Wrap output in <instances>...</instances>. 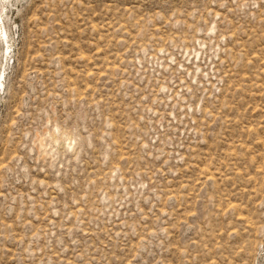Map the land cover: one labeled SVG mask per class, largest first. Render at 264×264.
<instances>
[{
  "label": "rangeland",
  "instance_id": "374dc122",
  "mask_svg": "<svg viewBox=\"0 0 264 264\" xmlns=\"http://www.w3.org/2000/svg\"><path fill=\"white\" fill-rule=\"evenodd\" d=\"M228 2L0 3V264H264V8ZM209 16L193 48L185 30ZM53 104L97 118L59 177L39 145L21 164L25 121Z\"/></svg>",
  "mask_w": 264,
  "mask_h": 264
},
{
  "label": "snow or ice",
  "instance_id": "6c2138e0",
  "mask_svg": "<svg viewBox=\"0 0 264 264\" xmlns=\"http://www.w3.org/2000/svg\"><path fill=\"white\" fill-rule=\"evenodd\" d=\"M5 7L8 5V0H0ZM234 7L231 9L235 11L237 9H247L251 8H264V2L256 3L252 0H243L241 3L240 0H229L228 3H221V9H228L229 5ZM194 27L186 29V36L193 38L191 41V46L193 48L200 45L201 41H210L217 33V25L219 24V16L211 18H203L199 24H195V21H191ZM0 42L3 43L5 49L4 58H3V68H0V95H5L6 88L9 87L8 77L9 73L7 72L8 61L10 57L8 52L11 51L9 46V37L5 33L3 18L0 17ZM188 46V45H185ZM215 51V48L213 49ZM161 56H164V51L161 49ZM147 56V53H145ZM165 59H168L165 57ZM199 59V57H197ZM176 61L172 59L170 61V66L175 65ZM196 71H199L197 69ZM195 83V81H190ZM175 88V84L172 85ZM161 91L167 93V88H162ZM181 94H184L181 91ZM194 94L193 89L189 88L187 92V97L191 98ZM179 100V96L176 97ZM187 108V104L185 103ZM198 110V105H196L193 100V108L188 109V111ZM151 112V109H148ZM33 118L31 120L25 121L26 131L24 133V143L25 150L22 153L21 164L23 165L29 159L28 148L29 145L32 147L33 155L31 159H36L35 149L39 145L43 150V166H38V171L40 173L48 172L51 169L50 175L53 177H59L63 175V169L65 167V162H69V172L71 171L70 162L74 158H79L82 156L85 150H91L94 147L93 140L95 138V130L97 129V118L95 116H90L88 113L84 112L83 109H68L67 107L61 108L56 104L49 106H44L41 108L40 113L37 115L33 113ZM167 115V114H166ZM172 119L171 116L168 117ZM163 121H161V125ZM152 144H156L157 141H150ZM47 145L48 148L45 149L44 146ZM145 148L147 145L144 146ZM79 150V153H78ZM57 166L61 171H57ZM31 168L25 169V174H31ZM41 179V186L43 187V177ZM147 178L145 177V180ZM135 183V181H133ZM145 190L147 191L148 185L145 183ZM55 187V186H54ZM123 194V193H121ZM0 196L8 197L9 192L6 187L3 186V182H0ZM21 222L25 219L24 217L19 218ZM27 219L31 220V217ZM15 222V221H13ZM34 223H39L35 221ZM55 235V234H54ZM31 236L32 239L28 240L27 238ZM36 233L31 226L25 225L24 236L21 239V243L29 242L31 244L36 243ZM47 247V245H45ZM264 248V245H262ZM62 250V246H61ZM264 255V253H261Z\"/></svg>",
  "mask_w": 264,
  "mask_h": 264
},
{
  "label": "bare ground",
  "instance_id": "6f19581e",
  "mask_svg": "<svg viewBox=\"0 0 264 264\" xmlns=\"http://www.w3.org/2000/svg\"><path fill=\"white\" fill-rule=\"evenodd\" d=\"M0 3H2V2H0ZM3 9H4V6H3Z\"/></svg>",
  "mask_w": 264,
  "mask_h": 264
}]
</instances>
